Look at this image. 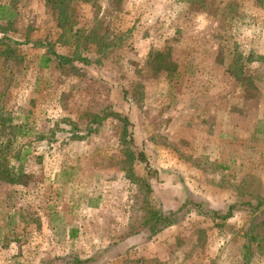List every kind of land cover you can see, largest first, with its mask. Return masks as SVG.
I'll return each instance as SVG.
<instances>
[{"label":"rangeland","instance_id":"374dc122","mask_svg":"<svg viewBox=\"0 0 264 264\" xmlns=\"http://www.w3.org/2000/svg\"><path fill=\"white\" fill-rule=\"evenodd\" d=\"M89 257L264 264V0H0V264Z\"/></svg>","mask_w":264,"mask_h":264},{"label":"trees","instance_id":"16d2710c","mask_svg":"<svg viewBox=\"0 0 264 264\" xmlns=\"http://www.w3.org/2000/svg\"><path fill=\"white\" fill-rule=\"evenodd\" d=\"M35 44L40 45V46L45 45V47L47 48L46 53L48 55H44L41 58L44 64L51 60H55V62L60 66L72 65L75 61L79 62L80 64H85V65L93 62V60H91L90 58L80 56L78 54L77 55L71 54L70 56L57 54L56 52L52 50L51 45L47 42H35ZM94 62L99 63L98 57L94 60ZM137 159H139L140 163H142L146 169H149L147 165L146 156L144 155V152L140 149H139V152L137 153ZM2 173L4 176H6L4 180L8 182L13 181V178H12L13 174L10 172V170H8L7 168H4V170H2ZM193 198L194 197L192 195L187 193L182 198V202L180 203V205L173 210L172 209L166 210V211L161 210V209L149 210L143 221L147 236L150 237L158 233L165 227L175 223L177 219H180V217L178 216L181 215L183 211L187 212V211L193 210L196 213L204 215V216H210L212 218H219V219H227L228 217L232 215V211H234V209H236V207L238 206V204L236 203H230L222 207L221 209H212L208 207L204 208L200 201H197ZM239 205H242V204H239ZM245 205L251 208H254L257 206V205H252L250 203H245ZM91 260H92L91 257H89V258L83 259L82 261L80 259L73 260L72 263L73 264L92 263Z\"/></svg>","mask_w":264,"mask_h":264}]
</instances>
